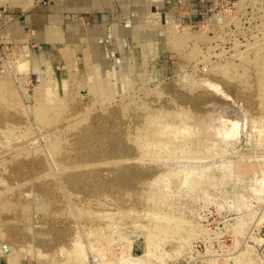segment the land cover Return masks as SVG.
Here are the masks:
<instances>
[{
  "label": "rangeland",
  "instance_id": "rangeland-1",
  "mask_svg": "<svg viewBox=\"0 0 264 264\" xmlns=\"http://www.w3.org/2000/svg\"><path fill=\"white\" fill-rule=\"evenodd\" d=\"M239 2L154 10L136 50L141 14L12 45L0 264H264V0Z\"/></svg>",
  "mask_w": 264,
  "mask_h": 264
},
{
  "label": "crops",
  "instance_id": "crops-1",
  "mask_svg": "<svg viewBox=\"0 0 264 264\" xmlns=\"http://www.w3.org/2000/svg\"><path fill=\"white\" fill-rule=\"evenodd\" d=\"M205 1L211 0H8L0 6L4 7L0 11V35L10 43L45 45L52 41L60 49L70 46V38L63 37L60 27L94 25L82 36L84 43H89L88 36L98 32L100 25H115L141 14L138 20L150 9L193 15Z\"/></svg>",
  "mask_w": 264,
  "mask_h": 264
},
{
  "label": "bare ground",
  "instance_id": "bare-ground-1",
  "mask_svg": "<svg viewBox=\"0 0 264 264\" xmlns=\"http://www.w3.org/2000/svg\"><path fill=\"white\" fill-rule=\"evenodd\" d=\"M243 0H240V2H242ZM8 2V0H0V6L1 5H3V4H5V3H7ZM239 2V3H240ZM159 14L158 13H155L153 10H148V12H147V14H146V19L144 20V22L143 23H141V24H138V25H136V26H134L133 27V31H132V42H133V47H134V50H136L137 49V46H138V42L140 41V42H142L143 40V36H144V34H146V33H148V32H150V29L148 28L149 27V24H151L152 23V21H153V17H155V16H158ZM155 20V19H154ZM156 23V22H155ZM158 24V23H157ZM154 25H156V24H154ZM153 25V26H154ZM160 26V25H159ZM155 27V26H154ZM160 27H163L162 25L160 26ZM159 27V28H160ZM157 28H158V26H157ZM164 28V27H163ZM156 29V28H155ZM160 29H162V28H160ZM163 31H164V29H163ZM188 31H189V29H188ZM165 32V31H164ZM167 32V31H166ZM174 33V32H173ZM190 34V33H189ZM173 35V37H175L174 35L175 34H172ZM164 37H165V35H163ZM168 36H171V35H168ZM185 37V36H184ZM162 38V37H161ZM175 38H177V37H175ZM181 38V37H180ZM163 39H165V38H163ZM184 39V38H183ZM176 40H178V39H176ZM182 40V39H181ZM144 42V41H143ZM142 42V43H143ZM177 43V42H176ZM139 44H141V43H139ZM144 44V43H143ZM142 47H143V45H142ZM65 50H68V51H70L71 52V50H69V48L67 47V48H61V52L62 51H65ZM141 50V49H140ZM137 51H139V49L137 50ZM25 52V51H24ZM23 52V53H24ZM28 53V52H27ZM65 53V52H64ZM136 53V52H135ZM66 55V54H65ZM137 55V54H136ZM23 57H24V55H23ZM66 57V56H65ZM142 57V56H141ZM25 58V57H24ZM30 58V57H29ZM70 58V57H69ZM19 59H20V57H19ZM18 59V60H19ZM25 59H27V58H25ZM91 59V58H90ZM137 59V58H136ZM18 60H17V62H18ZM21 60H22V57H21ZM65 60V59H64ZM20 61V60H19ZM30 61L32 62L31 64H33V66H34V69L36 68L37 70L38 69H40L39 68V66H38V63H37V61L36 60H34L33 59V57H31V59H30ZM66 61V60H65ZM87 61V60H86ZM92 61V60H91ZM9 62V61H8ZM23 62V61H22ZM22 62H19V63H22ZM26 62V61H25ZM28 62V61H27ZM88 62V61H87ZM19 63H17V64H19ZM135 63V62H134ZM133 63V64H134ZM67 64V63H66ZM70 64V63H69ZM72 65V64H71ZM144 65V64H143ZM15 66H17V65H15ZM14 66V67H15ZM27 66V65H26ZM69 66V65H68ZM4 67H6L5 69V71L4 72H2L1 74H3V75H0V88L1 89H4V87H6V85H7V82H8V84L10 83L9 81H8V79H7V81H6V76L8 75V66L6 65V64H4ZM20 67V66H19ZM29 67V66H28ZM15 68H18V66L17 67H15ZM27 68V67H26ZM47 68H48V70H49V72L47 73V76L49 75L50 77L52 76V74H51V70H50V68H49V66H47ZM70 68V67H69ZM21 68H19V70H20ZM24 69H25V66H24ZM29 69H30V67H29ZM35 69V70H36ZM94 69V68H93ZM16 70V69H15ZM26 70V69H25ZM224 70V69H223ZM18 71V70H17ZM22 71V70H21ZM133 71V70H132ZM27 72V71H26ZM93 72V71H92ZM23 73V72H22ZM146 73V72H145ZM25 75V74H24ZM69 75H71V74H69ZM89 75V74H88ZM97 75V74H96ZM140 77V76H139ZM92 78V77H91ZM141 78V77H140ZM43 79V78H42ZM47 79H51V78H46L45 80H46V82L47 83H44L45 85H44V100L47 102H52L53 100H55V98H56V96H58V94L56 93L57 91H56V87H55V85L54 84H52V83H50V82H52V81H50V80H48L47 81ZM262 79V78H261ZM74 80V79H73ZM91 80V79H90ZM45 82V81H44ZM97 82V81H96ZM92 83V82H91ZM94 83V82H93ZM10 85V84H9ZM42 85H43V82H42ZM71 85V84H70ZM88 85H89V83H88ZM56 86H57V84H56ZM75 86V85H74ZM93 86V85H92ZM96 86V85H95ZM213 86V85H212ZM90 87H91V85H90ZM112 87V86H111ZM96 88V87H95ZM262 88V87H261ZM216 89H217V87H216ZM89 90V89H88ZM101 90V89H100ZM104 93V92H103ZM110 94H111V92H110ZM55 95V96H54ZM55 102H56V100H55ZM54 101H53V103H55ZM53 103H51V104H53ZM1 104V103H0ZM55 105V104H54ZM1 111V110H0ZM3 114V113H2ZM7 114V113H6ZM7 115H5V117H6ZM167 126V125H166ZM164 127V126H163ZM28 165V164H27ZM20 167H22V165H20ZM25 167V166H24ZM46 167V166H45ZM7 205V204H6ZM5 206V205H4ZM3 206V207H4ZM7 207V206H6ZM36 213V212H35ZM52 224H54V223H52ZM56 224V223H55Z\"/></svg>",
  "mask_w": 264,
  "mask_h": 264
},
{
  "label": "built area",
  "instance_id": "built-area-1",
  "mask_svg": "<svg viewBox=\"0 0 264 264\" xmlns=\"http://www.w3.org/2000/svg\"><path fill=\"white\" fill-rule=\"evenodd\" d=\"M13 44L16 43H10L6 41L2 36H0V73L4 72L7 69L6 67H4V64L8 66V61L9 63H13L11 61L16 60L15 55L18 54L11 56L12 55L11 49L13 48V46H15Z\"/></svg>",
  "mask_w": 264,
  "mask_h": 264
},
{
  "label": "water",
  "instance_id": "water-1",
  "mask_svg": "<svg viewBox=\"0 0 264 264\" xmlns=\"http://www.w3.org/2000/svg\"><path fill=\"white\" fill-rule=\"evenodd\" d=\"M3 249L6 250L5 246H3ZM142 253V249L140 248L139 245H137L136 250H134V254H141Z\"/></svg>",
  "mask_w": 264,
  "mask_h": 264
}]
</instances>
